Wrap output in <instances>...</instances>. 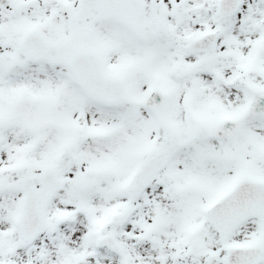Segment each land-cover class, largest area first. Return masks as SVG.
Returning <instances> with one entry per match:
<instances>
[{"label":"snow or ice","instance_id":"obj_1","mask_svg":"<svg viewBox=\"0 0 264 264\" xmlns=\"http://www.w3.org/2000/svg\"><path fill=\"white\" fill-rule=\"evenodd\" d=\"M0 264H264V0H0Z\"/></svg>","mask_w":264,"mask_h":264}]
</instances>
